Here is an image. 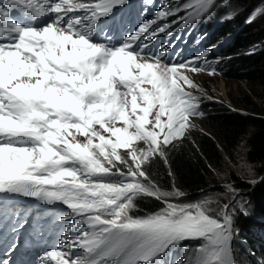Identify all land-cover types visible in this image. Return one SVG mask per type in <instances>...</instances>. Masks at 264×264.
I'll return each mask as SVG.
<instances>
[{
  "label": "trees",
  "instance_id": "16d2710c",
  "mask_svg": "<svg viewBox=\"0 0 264 264\" xmlns=\"http://www.w3.org/2000/svg\"><path fill=\"white\" fill-rule=\"evenodd\" d=\"M170 1L175 4L182 0ZM217 2L221 7L206 4L200 12L209 21H216L215 40L229 39L218 77L255 89L239 95L229 93L234 109L203 99L190 136L176 140L165 158L157 154L151 157L144 171L160 189L171 190L175 186L187 198H197L204 189L219 190L214 171L221 168L224 156L231 158L242 146V158L250 165L255 183L240 180L232 173L230 179L237 190L251 198L259 219L241 220L234 250L240 264H264V178L259 180L264 174V46L260 43L264 39V23L240 25L238 19L242 15L229 10L228 0ZM162 207L159 197H139L134 201L132 214L142 216Z\"/></svg>",
  "mask_w": 264,
  "mask_h": 264
},
{
  "label": "rangeland",
  "instance_id": "374dc122",
  "mask_svg": "<svg viewBox=\"0 0 264 264\" xmlns=\"http://www.w3.org/2000/svg\"><path fill=\"white\" fill-rule=\"evenodd\" d=\"M217 1L218 0H211L208 4H215L216 8L221 7L218 5ZM228 5L232 13L242 15L241 18L239 17L238 19V24L243 23L251 25L264 23V0H228ZM190 7L193 6L191 5ZM260 43L264 46V39H262ZM18 74L19 72H15L14 77ZM190 78L191 82L188 84V87L194 88L192 85L194 84L195 90H198L197 93L201 91L209 99L225 104L230 108H233V106L229 100V93L239 95L242 91L249 93V90L255 89V87L251 89L249 84L239 81H225L215 75L203 73L190 74ZM22 90L23 89H20V91ZM104 92L102 87H97V100ZM67 106L74 111L78 108L74 106V103H69ZM166 111L163 112V114L154 111L153 114L155 115L153 122L155 120H166L167 123H169L165 125L160 124L163 132L166 131V137L165 134H163L162 137H158L152 145L145 143L146 145L142 146L144 143L142 144L141 141H139L140 143L136 142L138 140H134V133L127 127L126 142L125 144H121L122 149L119 150V153L123 160L129 163L127 170H131L137 174L138 180H135L133 186L139 191L142 187V189L148 193L159 195L164 200L162 207L163 211L161 212L169 208L170 211L174 210V208H178L182 211L180 216L181 219L178 218V220L175 219L174 221L170 219H174V217H168L166 218V222L173 225L180 222L182 235L185 236L184 240H188L187 237L193 236L192 233H194V237L198 239L197 241H191L193 243V248L199 245L202 249H207L212 252H221L223 254L226 252L225 248L228 247V242L234 241L235 235L242 227L241 220L243 218L248 217L252 220L259 219L251 198L242 190L240 191L235 188V183L231 181L230 174L232 173L240 180L242 179L253 184L255 183V177H253L250 172V165L242 158V146H240V148L232 154L231 158L224 156V163L221 168L214 171L217 180L216 186L219 190L211 191V189H204L199 193L197 198L191 199L187 198L185 193H182L175 186H173L171 190L163 191L160 189L150 176L144 175L142 169L154 154L156 155V153H159V155L166 156L170 148L174 145V140H182V138L190 136V128L197 125L196 119L183 117L180 128L170 131L172 128V119L169 117V113L177 115V111L176 109ZM24 123H26V121H24ZM85 136V134L76 136L74 144L77 147L85 148ZM261 178H264V174L259 177V180ZM132 208L133 203L128 201L120 214L112 219L115 221L135 219L137 221L142 220L146 222L161 216H158L159 213L156 215L146 213L142 216H132V214L129 213V210H132ZM183 222L185 223V227H183ZM170 233L173 234L174 232Z\"/></svg>",
  "mask_w": 264,
  "mask_h": 264
},
{
  "label": "bare ground",
  "instance_id": "6f19581e",
  "mask_svg": "<svg viewBox=\"0 0 264 264\" xmlns=\"http://www.w3.org/2000/svg\"><path fill=\"white\" fill-rule=\"evenodd\" d=\"M40 19L42 21H45L46 19L43 17H40ZM42 30L46 33L47 36H53V35H57L60 37V33L57 31L58 28L54 25H51V23H47L45 27L42 28ZM61 38V37H60ZM144 59V58H142ZM12 62V65H10V70H14V69H19V65L21 63V61L18 58H14V59H9V60H0V65H9ZM153 65L155 66V69L159 68V65L157 63H153ZM153 66V67H154ZM157 67V68H156ZM158 71V70H157ZM7 78L8 79H13L12 75H8L7 74ZM22 80L25 81H29V80H34V77L30 76L29 78H23ZM73 113H75L76 111L70 109ZM0 121H3L2 118H0ZM6 149V148H5ZM25 202L23 201L21 204V207H24Z\"/></svg>",
  "mask_w": 264,
  "mask_h": 264
},
{
  "label": "clouds",
  "instance_id": "9594fccd",
  "mask_svg": "<svg viewBox=\"0 0 264 264\" xmlns=\"http://www.w3.org/2000/svg\"><path fill=\"white\" fill-rule=\"evenodd\" d=\"M240 25H248V24H243V23H240ZM219 78V77H218ZM234 109V108H233Z\"/></svg>",
  "mask_w": 264,
  "mask_h": 264
}]
</instances>
